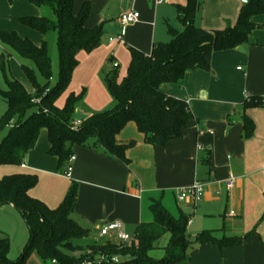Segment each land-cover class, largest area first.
Here are the masks:
<instances>
[{
  "label": "crops",
  "instance_id": "crops-1",
  "mask_svg": "<svg viewBox=\"0 0 264 264\" xmlns=\"http://www.w3.org/2000/svg\"><path fill=\"white\" fill-rule=\"evenodd\" d=\"M85 3L90 4L86 26L103 24L102 45L90 54H78L79 65L56 101L62 108L70 94L84 91L76 108V123L114 106L104 82L107 62H116L119 68L122 64L121 80L130 63V48L149 55L155 44L171 40L168 25L182 30L177 6L186 5L187 0H163L161 4L156 0H75L74 12L79 14ZM243 4V0H202L195 25L208 31L224 30L236 23ZM131 11L139 12L140 19L123 25L120 16ZM253 22L259 27L243 52H215L210 70H189L181 81L161 85L164 93L187 102L194 116L182 138L153 146L129 123L117 138L121 144L136 141L126 152L129 164L99 150L75 147L76 160L67 178L58 171L57 159L48 155L50 143L43 130L24 165L0 166V179L16 173L37 175L38 184L30 195L51 209L62 203L72 182L78 183L72 218L89 230L87 238L93 242L105 243L108 239L100 236L99 229L116 221L133 236L137 226L154 220L150 207L159 201L173 216L183 213L189 217L187 232L193 238L203 231L243 237L255 230L240 246L191 247V261L184 264H264V107L245 112L243 108L249 97L264 98V16ZM244 114L255 125L248 139L244 137ZM208 153L206 164L202 160ZM230 176L235 186L228 191L225 181ZM196 182L206 186L202 201L180 202L178 190ZM26 264L45 263L30 256Z\"/></svg>",
  "mask_w": 264,
  "mask_h": 264
},
{
  "label": "trees",
  "instance_id": "trees-1",
  "mask_svg": "<svg viewBox=\"0 0 264 264\" xmlns=\"http://www.w3.org/2000/svg\"><path fill=\"white\" fill-rule=\"evenodd\" d=\"M37 8H50L55 20L47 17L24 16L21 23L43 35L50 31L58 34L60 76L51 87V58L45 42L36 46L17 32L0 31V40L15 49L22 57L31 59L44 79L36 80L35 72L22 66L32 81L36 96L6 70L8 60L0 56L6 90L0 96L7 103V113L0 117V134L7 131L0 144V166L20 167L34 150L43 130L47 131L50 148L48 155L58 161V171L65 172L75 147L102 151L103 154L129 164L126 152L135 147L136 141L121 144L117 138L122 130L134 123L148 144L165 146L183 137L188 123L194 118L187 102L164 93L160 87L166 83L181 81L186 72L194 69L210 70L215 52L239 49L250 42L259 25L253 18L264 16V0H248L244 3L235 24L224 30H204L195 25L202 7V0H187L177 6L182 30L168 25L171 40L154 45L146 55L130 48L131 59L126 75L119 80L116 69L105 72L104 82L114 100L111 109L95 113L76 126V108L84 96L70 94L62 108L56 101L68 88L74 70L78 67L77 56L81 52L92 53L102 45L103 24L88 28L90 4L85 3L79 14L74 12L75 0H29ZM40 98L38 105L33 100ZM264 107L263 97H249L244 112L249 108ZM244 137L251 138L254 122L245 114L242 117ZM209 164L210 154L202 160ZM38 184L35 174L16 173L0 179V207L11 205L25 220L29 239L24 252L15 260L10 258L11 241L7 235L0 237V264H26L30 255L45 264H184L191 261L189 250L194 246L213 244L223 249L240 246L255 230L243 237L221 236L215 231H203L197 236L188 235V216H173L159 201L150 207L153 221L137 226L131 244L107 240L82 246L76 242L89 236V230L73 218L78 200L79 185L72 182L62 203L54 209L32 197L30 191ZM264 219V215L263 218ZM169 236L162 259L151 253L161 249L160 241ZM119 263H113V258Z\"/></svg>",
  "mask_w": 264,
  "mask_h": 264
},
{
  "label": "rangeland",
  "instance_id": "rangeland-1",
  "mask_svg": "<svg viewBox=\"0 0 264 264\" xmlns=\"http://www.w3.org/2000/svg\"><path fill=\"white\" fill-rule=\"evenodd\" d=\"M29 8V9H28ZM30 11V12H29ZM39 16L47 17L55 20V15L50 8H36L29 3V0H0V31L17 32L21 37H27L35 45L41 46L43 42L46 43L48 54L51 58V87L55 86L60 76V54L57 46L58 34L56 31H50L46 35L24 26L20 19L24 16ZM35 13V14H31ZM25 14V15H26ZM0 55L4 56L8 62L6 63V70L10 77L17 79L25 89L32 95L36 96V89L32 81L28 78L23 70V65L32 68L35 72L36 80L40 84H44V79L37 70L34 62L31 59L22 57L15 49L6 45L0 40ZM121 64V63H120ZM113 62H107L104 66L105 72H112ZM127 67H125L124 74L126 75ZM117 73L122 74L123 66L116 69ZM5 77L0 69V89L6 90ZM111 109V108H110ZM7 103L4 98L0 96V117L7 113ZM7 131L0 134V144L6 136ZM10 237L11 252L10 258L17 259L23 252L29 239V230L21 213L9 206L0 207V237L2 235ZM169 236L166 235L160 241L161 249L151 253L155 259H162L165 255L164 247L167 245ZM79 245L87 246L92 243V239L85 238L76 242ZM30 256H36L33 252Z\"/></svg>",
  "mask_w": 264,
  "mask_h": 264
},
{
  "label": "built area",
  "instance_id": "built-area-1",
  "mask_svg": "<svg viewBox=\"0 0 264 264\" xmlns=\"http://www.w3.org/2000/svg\"><path fill=\"white\" fill-rule=\"evenodd\" d=\"M158 4H161L163 0H156ZM140 19V13L137 11H131L126 12L120 16V22L123 25H131L138 22ZM113 67L115 69L119 68L118 63H113ZM34 103L40 105L41 99L37 98L33 100ZM81 122H77L76 126H79ZM76 157L75 155L72 156L69 160L68 166L63 173L64 176L67 178L71 177L72 171H73V163L75 162ZM235 186V178L233 176H230L225 181V188L226 190L230 191ZM205 184L201 182H196L191 187H186L178 190V200L180 202H185L187 200H191L194 204L200 203L203 199V195L205 192ZM99 234L103 238H107L110 241H113L115 243H124V244H131L133 241V236L128 235L123 231V224L119 221L107 223L100 227ZM119 258L115 257L112 259L113 263H119ZM55 263V261H53ZM87 264H93V263H87Z\"/></svg>",
  "mask_w": 264,
  "mask_h": 264
},
{
  "label": "water",
  "instance_id": "water-1",
  "mask_svg": "<svg viewBox=\"0 0 264 264\" xmlns=\"http://www.w3.org/2000/svg\"><path fill=\"white\" fill-rule=\"evenodd\" d=\"M243 2H244V3H247V2H248V0H243ZM238 50H239V51H241V52H243V51H244V49H243L242 47H241V48H239Z\"/></svg>",
  "mask_w": 264,
  "mask_h": 264
}]
</instances>
